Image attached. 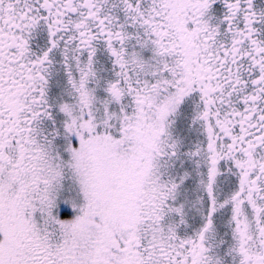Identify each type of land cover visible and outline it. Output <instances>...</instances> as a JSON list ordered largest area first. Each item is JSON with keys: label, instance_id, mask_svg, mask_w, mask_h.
Wrapping results in <instances>:
<instances>
[{"label": "snow or ice", "instance_id": "6c2138e0", "mask_svg": "<svg viewBox=\"0 0 264 264\" xmlns=\"http://www.w3.org/2000/svg\"><path fill=\"white\" fill-rule=\"evenodd\" d=\"M0 264H264V0H0Z\"/></svg>", "mask_w": 264, "mask_h": 264}]
</instances>
